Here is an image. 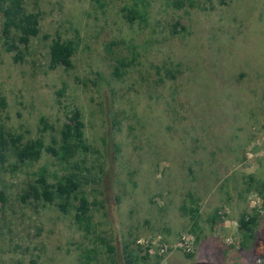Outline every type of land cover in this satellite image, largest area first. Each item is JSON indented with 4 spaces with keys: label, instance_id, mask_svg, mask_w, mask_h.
Returning <instances> with one entry per match:
<instances>
[{
    "label": "rangeland",
    "instance_id": "rangeland-1",
    "mask_svg": "<svg viewBox=\"0 0 264 264\" xmlns=\"http://www.w3.org/2000/svg\"><path fill=\"white\" fill-rule=\"evenodd\" d=\"M24 8L39 15L40 32L14 52L0 13V127L52 145L79 109L89 151L73 169L46 153L20 163L7 148L0 264H264V0ZM58 38L75 42L71 70L50 68ZM43 168L50 182L72 169L81 176L88 227L75 209L28 196ZM246 213L258 216L253 242L215 238ZM189 234L188 253L180 241Z\"/></svg>",
    "mask_w": 264,
    "mask_h": 264
},
{
    "label": "trees",
    "instance_id": "trees-1",
    "mask_svg": "<svg viewBox=\"0 0 264 264\" xmlns=\"http://www.w3.org/2000/svg\"><path fill=\"white\" fill-rule=\"evenodd\" d=\"M135 11H130V14ZM0 13L3 16L2 35L8 52L18 51V44L27 46L31 38L39 35V15L28 13L24 8V0H0ZM130 22L134 19L127 17ZM76 52L75 42L72 40L56 39L50 46V68L61 67L65 70L74 68L73 57ZM17 59H19L17 57ZM2 106L6 105L5 100L0 99ZM45 124V120L42 119ZM85 124L82 120V114L79 109L71 112L68 122L64 124L60 131V140H53L52 145H46L42 138L22 142L21 136H14L4 132L0 127V158L3 159L4 152L11 145L17 160L20 163L39 162L43 154L46 153L54 157L61 164L72 166L74 159L83 153L89 151V146L85 140ZM45 132L46 130H42ZM75 168L80 166L75 164ZM71 170L57 179L56 182H50L48 170L43 168L34 185H30L28 196L33 197L35 201H43L48 204H57L59 209L65 213H70L75 209V220L87 227L91 223L90 211L91 203L83 191V181L81 176ZM263 203H264V194ZM219 218L217 214L212 221L214 224ZM194 227L198 225L195 220ZM258 225V216L253 214H244L238 222L239 229L245 235V242L255 240V228ZM31 264H37L33 261ZM131 264V263H130Z\"/></svg>",
    "mask_w": 264,
    "mask_h": 264
},
{
    "label": "crops",
    "instance_id": "crops-1",
    "mask_svg": "<svg viewBox=\"0 0 264 264\" xmlns=\"http://www.w3.org/2000/svg\"><path fill=\"white\" fill-rule=\"evenodd\" d=\"M223 230H218L219 234H214L215 238L217 235H221L219 236L221 237H226V242H237V247H241L244 246V244L242 242H245V235L243 233V231H241L239 229V226H233V227H229L228 222H223ZM223 239V238H222ZM251 242V241H249ZM228 245H230V243H228Z\"/></svg>",
    "mask_w": 264,
    "mask_h": 264
},
{
    "label": "built area",
    "instance_id": "built-area-1",
    "mask_svg": "<svg viewBox=\"0 0 264 264\" xmlns=\"http://www.w3.org/2000/svg\"><path fill=\"white\" fill-rule=\"evenodd\" d=\"M180 242L188 253L192 251V242H194V238L192 237V235L189 234V235L183 236ZM228 243L232 244L233 242H228ZM257 263L262 264V260L258 259Z\"/></svg>",
    "mask_w": 264,
    "mask_h": 264
}]
</instances>
